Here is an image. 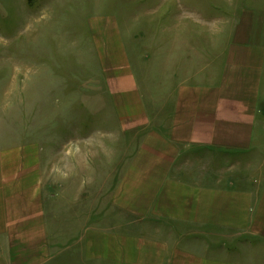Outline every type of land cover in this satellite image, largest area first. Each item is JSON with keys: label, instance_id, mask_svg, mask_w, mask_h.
Masks as SVG:
<instances>
[{"label": "rangeland", "instance_id": "1", "mask_svg": "<svg viewBox=\"0 0 264 264\" xmlns=\"http://www.w3.org/2000/svg\"><path fill=\"white\" fill-rule=\"evenodd\" d=\"M249 35L264 50V0H0V164L45 233L1 264H264V228L188 235L157 211L164 179L250 197L264 225V117L244 154L174 130L251 98L234 60Z\"/></svg>", "mask_w": 264, "mask_h": 264}, {"label": "crops", "instance_id": "2", "mask_svg": "<svg viewBox=\"0 0 264 264\" xmlns=\"http://www.w3.org/2000/svg\"><path fill=\"white\" fill-rule=\"evenodd\" d=\"M252 40V36L249 35L244 46H242L243 48L239 49V61L237 57L234 59L237 67L239 65V72L236 68L237 73H235L237 78L239 76V83H236L239 84V91L247 90L251 93V98H248L247 101L239 99L235 103L232 102L231 98L216 100L217 103L211 106L213 109L208 115H198V118L194 116L187 123L182 121L176 123L174 130L181 131L180 138L193 137L197 145L201 144V146L209 144L203 140L210 138L218 140L215 144L218 148H232L237 150L239 154L252 151V142L260 137L261 132V124L257 119L263 120L264 117V97L258 93L261 92L262 88L264 89V50L250 46L249 42ZM258 51L261 53L260 56ZM225 71L228 75L231 72L228 71V68H225ZM222 83L214 86L221 90ZM219 106L223 109H219ZM259 115L262 116L259 117ZM192 124L194 127L197 126L200 134L196 135L197 131L192 135L183 134L184 128ZM195 138L204 139L199 142ZM210 145L208 147H211ZM167 166L168 164H165L157 169L162 173ZM161 173L158 176L162 175ZM24 177L28 178L26 174ZM11 183V180L7 181L3 164H0V201H9L11 198L16 205L24 202L23 209L16 213H11L8 205L0 209V261L16 259L20 253L25 252L24 245L30 246L45 239L40 202L29 196L30 189L26 186L22 189L23 192L20 190L21 197L25 198L22 201L15 199L16 191L11 189ZM161 184H156L157 190L160 191L157 195L159 197L157 211L162 218L168 221L175 220L181 224L182 228H189L186 232L188 235L191 234L192 228L206 229L208 226L212 230L206 231V236L209 237V234H214L216 237L218 234L220 238L234 234L236 236L239 235L238 233H242L241 231L250 232L258 227L261 230L264 228L259 218L254 217L255 208L252 205V198L242 197L239 192H228V190L223 189H202L196 186L185 187L179 182H168L164 179L161 180ZM183 224L187 226H182ZM124 242L126 244L131 243L130 239H124ZM33 249L36 252V245ZM193 257L198 258L197 264H204L200 260L199 254H194ZM28 260H30L29 264L37 262L30 257ZM159 262L162 264V261ZM222 264L239 263L233 261Z\"/></svg>", "mask_w": 264, "mask_h": 264}]
</instances>
